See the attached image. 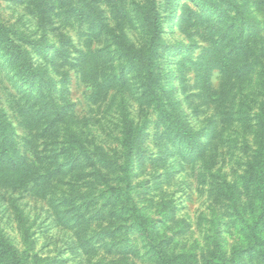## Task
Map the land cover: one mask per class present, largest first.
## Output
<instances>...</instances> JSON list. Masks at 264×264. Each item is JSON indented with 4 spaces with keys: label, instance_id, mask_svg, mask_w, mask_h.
Here are the masks:
<instances>
[{
    "label": "rangeland",
    "instance_id": "obj_1",
    "mask_svg": "<svg viewBox=\"0 0 264 264\" xmlns=\"http://www.w3.org/2000/svg\"><path fill=\"white\" fill-rule=\"evenodd\" d=\"M152 6L156 43L129 61L117 48L150 44ZM8 38L50 92L44 123L47 98L20 90ZM263 67L264 0H0V154L45 176L28 190L6 171L0 235L26 264H163L159 251L167 264H264ZM124 119L135 144L121 173Z\"/></svg>",
    "mask_w": 264,
    "mask_h": 264
},
{
    "label": "trees",
    "instance_id": "obj_2",
    "mask_svg": "<svg viewBox=\"0 0 264 264\" xmlns=\"http://www.w3.org/2000/svg\"><path fill=\"white\" fill-rule=\"evenodd\" d=\"M151 4H153V1L151 2ZM151 9H152L151 11L147 10L143 13V16L147 22H153L151 26L152 36L150 37V41H151L150 44L144 48H137L133 44L128 43L125 40V38H123V41L126 44L120 45L117 48L118 53L128 58L129 61L136 62V63H145L144 61H147L145 52L148 49H151V47L155 45L156 43L155 41L158 36L159 30L157 27V22L155 18V10L153 9V6ZM121 37H123V35H121ZM8 43H11L12 46L17 49L16 51H18L16 52L17 55L14 60L17 62L16 71L18 74L17 76L19 77L20 82H21L19 86L20 90H22L23 86L26 85L29 88H27L28 91L24 93L28 97L34 95V92H37L36 95H39L42 97L45 96L47 98V101L41 107V110L39 111L38 116L36 117V119H34L38 122L42 121L44 123L47 121L45 119L49 117L46 112H48L49 110H52V111H56L55 113H57V109H55L54 104L52 103V100L50 98L51 97L50 92L48 91L45 93L44 89L40 87L38 89H36V87L34 88L33 86L34 83L39 78V76L41 77V75L39 74V76H37L35 68L33 67L32 62L30 61L29 55L27 53L24 54L22 49H20L21 47L16 43L15 40L8 38ZM260 75H262L264 79V67L261 69ZM42 81L43 83L47 85L53 84V81L51 79L45 78L44 76V79H41V81L38 82V85L42 83ZM26 113L27 115L25 117H22L17 124L20 125V127L23 129L21 133L22 136L20 137V139H22L25 147H28V146L30 147L33 142L32 140L34 138V133L36 129H33L32 131V127H30L28 123V119L33 118L32 113H30L29 111H27ZM125 122H126V119L122 121L121 130H120L122 161L118 165V168L121 173H124L126 171V167L129 163L131 154L134 149V144H135L134 143L135 139L132 134V131L131 129L128 128ZM56 123H57V118L55 117L54 119L50 121V123L48 122L46 126H52L53 124H56ZM44 133H45V130L41 131L40 135L45 136ZM17 135H19L17 130H13L12 133L8 135L9 142H12V143L15 142ZM84 149L85 148H82L81 146L79 148V150H84ZM7 151L8 150L5 147L3 153L0 154V185L1 186H4V187L7 185L10 186V184L5 183L7 182V180L4 178V175L6 173H9L6 171H9V170L11 172H14L13 174L14 177L11 182H12V185L16 188L27 187V189L30 190L34 186L32 183H29V179L31 177H32L31 180H34V181L39 178L45 177L44 175H41V174L37 175L35 171V161H33L32 158H30L29 156L25 157L23 155L20 157H14V155L13 156L10 155L11 161L9 164H7V160H5V155L8 154ZM96 154L100 157L97 162L99 165H102V166L111 165V161H110L111 159L107 156V154L102 149H99L98 151H96ZM101 162L103 164H101ZM98 164H96L97 167H99ZM23 174H25L26 177H24ZM260 187L263 188L264 184H262ZM260 204H261V211L259 213L260 220L258 221L261 222V221H264V190H262V192L260 193ZM142 230L145 231L144 228ZM158 253H159V257L161 258L163 264L169 263L166 256L163 255L161 251H159ZM0 264H26L25 259L21 257L20 255H18V253L14 250V247H12L11 244L7 242L1 235H0Z\"/></svg>",
    "mask_w": 264,
    "mask_h": 264
}]
</instances>
